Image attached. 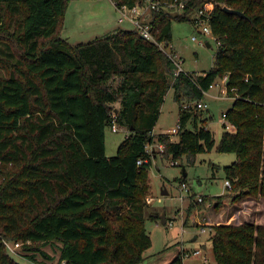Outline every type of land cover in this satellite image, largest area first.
<instances>
[{
	"label": "trees",
	"instance_id": "1",
	"mask_svg": "<svg viewBox=\"0 0 264 264\" xmlns=\"http://www.w3.org/2000/svg\"><path fill=\"white\" fill-rule=\"evenodd\" d=\"M68 1L0 0V62L11 69L0 75V264H23L7 241L22 242L30 259L50 260L42 247L58 242L57 261L38 264L141 263L151 245L145 220L160 218L145 200L159 154L148 148L162 143L172 160L210 150L214 133L192 104L225 75L233 97L225 120L233 128L223 123L217 149L235 153L223 165L225 194L264 198V0H183V8L150 12L155 41L137 27H118L76 43L60 34ZM206 2L213 7L198 17ZM199 18L217 44L214 65L176 72L156 41L170 44L174 20ZM169 89L179 106L175 139L153 133ZM113 122L128 132L109 156L105 129ZM211 227L216 264H264V222ZM183 255L167 264H184Z\"/></svg>",
	"mask_w": 264,
	"mask_h": 264
},
{
	"label": "rangeland",
	"instance_id": "2",
	"mask_svg": "<svg viewBox=\"0 0 264 264\" xmlns=\"http://www.w3.org/2000/svg\"><path fill=\"white\" fill-rule=\"evenodd\" d=\"M204 6L210 7L213 6V4L211 2H206ZM113 16L117 17V11L113 6L112 0H69L64 12L60 34L73 43L88 41L97 37V35H101L102 24L108 20H112ZM122 25L126 29H131L133 27L128 21L124 22ZM202 27L203 24L197 25L188 20H174L172 23V40L168 48H171L172 51L173 49L176 50L180 57L179 59L182 60L180 61V65L184 71L191 73L202 72L214 65V55L217 44L213 37L203 33ZM192 36L196 38L193 39ZM207 42H209L210 45H208ZM10 71L11 69L8 66L2 65L0 62V75H7ZM227 79V75L217 79L213 86L209 88L207 96L205 95L208 106L205 110L197 109V112L202 116H206V125L214 133L215 143L210 150L196 153L194 156H191L190 159L188 155H183L181 159L172 160L170 157L161 153L162 150L159 149L158 143L153 145L154 149L159 153L152 160L148 170L151 190L156 200L154 201V205H173L180 207L175 210V218H170L173 220V225L171 227H166L151 218L145 220V227L151 236V245L144 251V256L153 253L154 256H149V258H146L139 264H146L154 259H163V257L170 254L175 247L177 249V255L179 251H181V246L180 243L176 241L180 240L184 241L183 245L185 244L186 248L191 250L189 256L184 258V264H216L211 245L212 243L210 244L208 238L204 241H200V239H198L197 242L192 241L189 238V233L195 232V229L192 230L190 228H187L186 231L181 233V226H183V224L185 226H191L193 214L196 211L200 212L202 209V212H204V208L209 204V201H206L205 204H200L197 199L199 195L216 196L223 194L220 198L215 199L213 197L212 203H220L219 206L216 207V210L224 208L226 214L225 216L223 215V219L227 217L226 221L228 224H241L243 222L262 224L264 222V198L262 196L245 195L233 199L230 196L226 197L225 194L230 187L225 185L223 165L229 164L235 158V153L221 152L217 149L221 133L225 128L223 126L224 119L222 113L227 111L233 103V97L223 91V88H225L226 91ZM178 111L179 106L177 101L173 98V90L169 89L165 95L158 119L154 126V135L163 132L168 134L171 139L177 138V132L170 131L172 127L177 125ZM187 127L192 128L191 121L187 123ZM127 132L126 128L118 127V130L114 131L111 126L106 127V155L110 156L116 153L119 143ZM1 168L10 169L11 167L10 164H8L1 165ZM182 175H186V180H184V182L188 186L187 191H182V195H185L183 204L180 198H177L180 194V189H182L180 185L181 182H183V180H180ZM162 184H165L169 189L170 193L167 196L161 195ZM152 192H149L148 188L145 197L146 202L149 194ZM158 198H160V200H158ZM149 206L150 208H154L151 205ZM158 213L160 214V209H158ZM213 221H216V219ZM204 237H207V234L204 235ZM173 242L175 243L167 246L168 243ZM6 243L8 244L9 253L23 264H38L40 260L55 263L58 259V242L47 244L42 247L45 253L54 257L52 260L45 258L41 253H36L35 259H30L27 256L30 252L25 251L21 245L13 247L12 251L9 249V245L12 246L13 242L7 241ZM201 243H205L207 249L200 254L192 252L195 248L202 246L200 245ZM164 248L165 250H163ZM161 250L163 251L160 252ZM203 255H206L208 261L204 262ZM172 258H174V255ZM171 259H169L168 262H170Z\"/></svg>",
	"mask_w": 264,
	"mask_h": 264
},
{
	"label": "crops",
	"instance_id": "3",
	"mask_svg": "<svg viewBox=\"0 0 264 264\" xmlns=\"http://www.w3.org/2000/svg\"><path fill=\"white\" fill-rule=\"evenodd\" d=\"M112 3H113V6L115 7V10L117 11V17L113 16L112 20H108L105 23H103L102 24V28H101L102 29V34L101 35H97V36H102V35H104V34H106L108 32L113 31L114 29H116L118 27L125 28V27H123L122 24L124 22H126V21L130 22L133 25V27L131 29L136 27L134 25V23L131 21V19L128 17V15L122 16L113 1H112ZM104 19H106V18H104ZM207 43H209V42H207ZM208 45H210V44H208ZM173 51L176 52V50H174V49H173ZM223 91L226 92L225 88H223ZM207 94H208V91L205 92L206 96H207ZM203 101L207 104L206 97H204ZM202 109L205 110V108H202ZM203 116L206 117L205 115H203ZM232 128L233 127H230L229 129H232ZM153 132H155V129H153ZM162 186L163 187L161 188V192L162 191H167V193H164V194L161 193V195L167 196L170 193L169 189L167 188V186L165 184H162ZM182 191H184V190L180 189V194H179V196H177V198H180V200H181V202L183 204L185 195H182ZM149 192H152L151 186H150V182H149ZM148 198L151 199V202H149L148 204L153 206L154 210L158 211V209H160V218L159 219H154V220H156L158 223H161L162 225H165L166 227H170V226H168L167 222H168V220H170L171 217L175 218V215H176L175 214V210H177L180 206L176 207V206H173V205H165V206L164 205H161V206L154 205V201H156V200H155V196H154L153 192L151 194H149ZM158 200H160V198H158ZM212 202L213 201L209 202L208 206L204 208L205 209L204 212H202V210H203L202 209V210H200V212L196 211L193 214V218L191 219V224H190L191 226H185L184 224H183V226H181V233H183V231H186L187 228H190L192 230L195 229V232H190L189 233V238L192 241H194V242H197L198 239H200V241H204L205 239L208 238L209 241H210V244H211L212 241H211L210 237H211V235L213 233V228L211 227V225H216V224H219V223L228 224L227 221H226L227 217H226V219H223V215L225 216V214H226L224 208L216 210V207H215L216 202L215 203H212ZM162 213L165 214V223L161 222V214ZM214 219H216V221H213ZM182 223H183V221H182ZM206 234H207V237H204V235H206ZM176 242L180 243L181 251L184 250V255H183V260H184L185 257L189 256V254L191 253V250L187 249L185 244L183 245L184 241L180 240V241H176ZM174 243L175 242L168 243L167 246H170L171 244H174ZM200 245H202V246L195 248L192 252L200 254L202 251L204 252V250L207 249V245L205 243H201ZM165 248L163 250H165ZM163 250H161L160 252H162ZM196 250H199V251L195 252ZM176 253H177V249L175 247V249H172L171 253L168 254L166 257H163V259L162 258H160L158 260L154 259L153 261L148 262L146 264L167 263L169 261V259H171L173 257V255L174 256L176 255ZM153 254H149V255L145 256L144 260L146 258H149V256H154ZM202 257H203L204 262L208 261L206 255H203ZM215 263H216V261H215Z\"/></svg>",
	"mask_w": 264,
	"mask_h": 264
},
{
	"label": "built area",
	"instance_id": "4",
	"mask_svg": "<svg viewBox=\"0 0 264 264\" xmlns=\"http://www.w3.org/2000/svg\"><path fill=\"white\" fill-rule=\"evenodd\" d=\"M164 6L183 8L184 2H183V0H168V1L167 0H164V1H161V0H145L143 3L135 4L133 6H127V5L123 4L119 7L118 6H116V7L118 8V10L122 16L128 15V17L131 19V21L134 23V25L139 29V32L142 34V36L155 41L154 36L150 32V25L147 21V17L152 10H158ZM212 7L213 6H210V7L204 6L203 10H201L200 13L198 14V17H200V15L204 12V10L209 11ZM195 23L197 25L203 24V27H202L203 33L209 34L211 37H213L211 35V29H210V26L208 24L207 18H199L196 20ZM192 38L195 39L196 37L192 36ZM156 42L164 51H166L168 53V55L174 61L175 65H176V72L183 70L181 65H180V61H182V60L179 59L180 57L178 56V54L175 51H172L171 48H168V45L165 46V44L163 42H158V41H156ZM211 86H213V84ZM192 105H194L195 107L200 108V109L207 107V104L203 100L196 101ZM185 106H187V105H185ZM222 117L224 119L223 123L225 124L226 128L229 129L230 127H233L232 124H230L229 122H227L225 120V112L222 113ZM111 128L114 131L118 130V126L115 122H113V124L111 125ZM178 128H179V125L177 123V125L175 127H173L170 132H177ZM158 146H159L160 150H163V144L162 143H158ZM148 149L152 151V150H154V146L150 145ZM146 160H147V158L145 159V161ZM152 160H153V157H152ZM142 161H143V159L137 160V162L139 164L142 163ZM180 185H181L182 189H184V191L188 190V186L185 182H181ZM225 185L227 187H230V181L228 179H225ZM197 199H198V201H201L202 196L199 195ZM147 202L148 203L151 202V199L148 198ZM167 224H168V226L171 227L173 225V220H171V219L168 220ZM20 245H21V242H19V241L14 242L12 246L9 245L10 246L9 249L12 250L13 247H18ZM198 251L199 250H196L195 252H198Z\"/></svg>",
	"mask_w": 264,
	"mask_h": 264
},
{
	"label": "water",
	"instance_id": "5",
	"mask_svg": "<svg viewBox=\"0 0 264 264\" xmlns=\"http://www.w3.org/2000/svg\"><path fill=\"white\" fill-rule=\"evenodd\" d=\"M224 9L227 10L228 12H231V13H237V14H239L241 16L244 15L243 12H241L239 10H236V9H233V8H229L227 6H224ZM207 44H209V43H207ZM227 83H228V79L226 80V84ZM161 193L164 194V193H167V191H162ZM161 222L165 223V214L164 213L161 214Z\"/></svg>",
	"mask_w": 264,
	"mask_h": 264
}]
</instances>
